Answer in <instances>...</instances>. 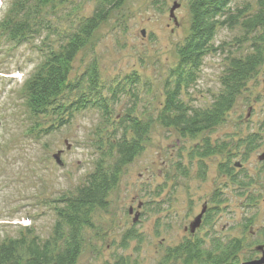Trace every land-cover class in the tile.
Segmentation results:
<instances>
[{
    "label": "rangeland",
    "instance_id": "obj_1",
    "mask_svg": "<svg viewBox=\"0 0 264 264\" xmlns=\"http://www.w3.org/2000/svg\"><path fill=\"white\" fill-rule=\"evenodd\" d=\"M12 0H0V20ZM96 0H68L46 13L56 31L88 16ZM174 3L178 7L170 16ZM188 0H125L92 33L72 62L71 78L89 61L98 66L100 84L111 89L136 73L139 100L128 94L111 105L113 122L128 109L154 117L161 107L164 80L177 62L176 46L190 25ZM255 0H232L231 7L254 5ZM144 35H141V31ZM238 29L220 28L215 44L231 42ZM9 39L0 29V241L25 227L41 240L53 232L60 199L74 193L95 164L103 159L98 137L105 138V119L96 107L75 111L70 121L48 130L49 117L34 116L23 97V83L42 60L43 42L56 44L54 34ZM247 48V47H246ZM236 51L230 48L227 54ZM225 53L204 57L196 84L182 95L185 103L207 107L221 89ZM105 92V91H104ZM111 127V126H110ZM109 127V129H110ZM110 131V130H109ZM254 134L256 148L245 155L237 141ZM203 139L227 142L229 150L202 158L190 156ZM104 141V140H103ZM235 147V148H234ZM61 151L59 165L53 155ZM264 61L236 96L224 121L210 131L182 137L157 121L150 123L142 151L124 166L106 197V207L95 209L92 226L83 233L77 264H182L167 258L168 249L190 238L184 228L206 207L193 235L206 240L241 237L248 243L264 232ZM181 161V170L177 163ZM235 163L240 164L235 167ZM231 169L233 176L220 165ZM203 171V172H202ZM181 172V173H180ZM245 181V182H244ZM247 184L239 188V184ZM129 209L132 211L129 213ZM137 216L135 222L133 218ZM25 221L26 225L19 223ZM132 235V236H130ZM130 236V238H128ZM248 251V246L243 250Z\"/></svg>",
    "mask_w": 264,
    "mask_h": 264
},
{
    "label": "trees",
    "instance_id": "obj_2",
    "mask_svg": "<svg viewBox=\"0 0 264 264\" xmlns=\"http://www.w3.org/2000/svg\"><path fill=\"white\" fill-rule=\"evenodd\" d=\"M124 1L96 0L88 16L80 17L58 31L47 17L46 9L68 0H12L10 3L0 20V29L10 36L9 39L19 42L43 33L46 36L54 34L57 38L55 45L48 41L40 46L42 60L22 87L31 113L53 120L48 130L67 124L75 111L87 107L100 110L107 125L111 105L119 102L121 94H128L133 103L131 108L136 106L139 100L134 86L139 82L136 73L125 77V85L120 81L111 89H105L100 84L98 66L93 59L79 75L71 78L72 62L78 52L87 45L92 33L110 12L120 8ZM231 3L232 0H188L189 32L176 46L178 59L164 80L163 101L154 117L146 114L139 117L135 110L128 109L109 122L111 127L105 126V138L99 136L97 139L103 159L95 164L74 193L60 199L62 205L56 208L57 220L52 234L41 240L31 228L25 227L16 237L1 240L0 264H77L83 250V233L92 226L94 210L106 207L107 194L116 185L121 169L142 151L152 121L174 129L182 137L210 131L224 121L236 96L264 61V0H255L253 6L231 7ZM220 28L238 29L241 35L233 37L231 42L216 45L214 40ZM233 47L236 51L227 54ZM221 53H225L226 64L219 78L221 89L218 94L207 107L185 103L181 97L199 79L204 57ZM256 142L255 135L250 134L239 139L235 147L241 146L248 155L256 148ZM229 148L230 143H211L203 139L189 154L201 160ZM177 168L183 170L181 161ZM220 168L229 177L234 175L224 164ZM246 185L240 182L239 188ZM202 221L206 224L208 219L203 220L202 216ZM194 233L168 249L167 258L181 259L182 264H242L259 257L256 247L264 245V232L261 240L248 244L241 237L206 240ZM246 246L248 251L244 252ZM114 264L124 263L118 259Z\"/></svg>",
    "mask_w": 264,
    "mask_h": 264
},
{
    "label": "water",
    "instance_id": "obj_3",
    "mask_svg": "<svg viewBox=\"0 0 264 264\" xmlns=\"http://www.w3.org/2000/svg\"><path fill=\"white\" fill-rule=\"evenodd\" d=\"M178 7V4L177 3H174L173 6L171 7L170 9V16L174 18L173 16V11L175 8ZM141 35H144V31L142 30L141 31ZM61 151H57L54 155H53V158L55 159V161L61 165L62 162L59 158V155H60ZM258 159L259 160H262L264 161V152L262 154H260L258 156ZM236 166H239L238 163H235ZM206 208L205 206L202 207L200 213L193 219V221L190 222L189 226L185 227L184 230H189L190 233H194L195 230L201 225V221H202V216L205 212ZM137 219V216L135 215V217L133 218V222H135ZM256 250L258 252H260V256L255 258V259H252V260H249V261H245L243 262L242 264H264V245H258L256 247Z\"/></svg>",
    "mask_w": 264,
    "mask_h": 264
},
{
    "label": "built area",
    "instance_id": "obj_4",
    "mask_svg": "<svg viewBox=\"0 0 264 264\" xmlns=\"http://www.w3.org/2000/svg\"><path fill=\"white\" fill-rule=\"evenodd\" d=\"M19 223L23 224V225H26V222L25 221H20Z\"/></svg>",
    "mask_w": 264,
    "mask_h": 264
},
{
    "label": "flooded vegetation",
    "instance_id": "obj_5",
    "mask_svg": "<svg viewBox=\"0 0 264 264\" xmlns=\"http://www.w3.org/2000/svg\"><path fill=\"white\" fill-rule=\"evenodd\" d=\"M236 166V165H235ZM239 166H240V164H239ZM239 166H236V167H239ZM132 210L131 209H129V213L131 212Z\"/></svg>",
    "mask_w": 264,
    "mask_h": 264
}]
</instances>
